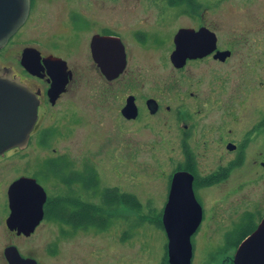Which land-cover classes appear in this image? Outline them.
Wrapping results in <instances>:
<instances>
[{
	"label": "flooded vegetation",
	"instance_id": "1",
	"mask_svg": "<svg viewBox=\"0 0 264 264\" xmlns=\"http://www.w3.org/2000/svg\"><path fill=\"white\" fill-rule=\"evenodd\" d=\"M38 2L40 3L39 0H30L27 19L9 36L4 47L0 48V67L10 70L12 76L25 84L39 100L37 119L29 133L26 147H13L0 154V253H3L5 264H8V261L4 252L8 247H15L23 258H32L36 264H43L42 260L32 253V246H23L22 242L26 243L30 238L33 239L45 221L58 224V237L87 229L72 228L55 217H49L46 213V204L51 199L58 204L61 198L69 193L81 203L91 202L93 197L97 198L96 200L100 199L98 186L86 189L84 183L77 178L79 173L85 176L91 167L78 170L74 160H68L62 154L45 156L38 151L29 153V146L35 134L37 140L43 142L54 132L49 126L37 129L39 121L45 120L47 112L66 94H71L69 105L71 107L76 105L80 97L76 88L81 81L86 85L88 99H93L96 103L107 100L114 102L115 107L112 109L119 129L121 124L130 122L138 124V131H141V134L149 133L152 137L158 135L157 137L161 138L166 135L167 141L177 142L182 160L172 159L175 167L168 178L165 203L171 191L173 175L177 172L190 174L192 193L201 207L200 221L190 234L192 247L190 264L201 243L219 240L218 246L209 254L232 253L230 262L224 260L225 263L221 264H234L233 257L240 243L263 221L264 205L258 207L254 204L253 210L246 209L225 225L221 219L223 214L220 213V216L216 217L217 212L212 208L211 218L207 219L206 226H202L204 208L201 199L205 198L208 202L205 194L207 190H214V193L216 191L219 195L224 189L228 191L232 187L242 188L251 176L250 182L254 181L252 175L254 172L259 171L260 175H264V79L255 91L254 86H248L249 74L243 73L240 83L235 85V90H239L240 94L236 90L237 96L229 97L227 93L231 92V85H228L229 80L227 82L226 77L222 75L231 69L233 60L238 61L237 65L244 64L247 68L249 62L247 59L254 58H249L243 50H248V46H252L256 39L246 36L221 38L217 28L206 21L205 12L209 5L204 4L203 0H193V3L189 4L146 6L145 8H152L155 12L151 23L144 20L126 22L123 12H120L121 15L116 22L111 23L107 16H89V19H81L78 14H71L68 17L70 30L61 32L58 36L46 30L40 34L43 35L42 39L26 42L36 36L33 30L28 28V24L34 16ZM169 12L172 16L168 14ZM169 16L170 18L183 16L186 22L183 21L173 28L170 26L172 20L168 19ZM181 29L192 30L193 33L200 29L208 32H204L205 35L198 38L201 39V44H197V39L182 42L177 40L176 36ZM99 37L108 39L112 45L101 44L105 39ZM14 42L20 43L19 49L12 57L8 55L10 59L6 62L1 53ZM27 48L23 58V52ZM152 48L159 52L157 59L161 67L166 69V80L162 84H151L155 71L149 69L148 64L142 65L139 70L134 69L126 77L129 72L128 66L137 58V52L142 50L145 52ZM96 49L101 51L103 58L108 61H115V57L119 59L124 57L125 66L122 71L112 78L105 75L95 59L98 52ZM262 49L255 54L256 57H261V60L250 63V68L252 65H259L264 69V48ZM153 66L150 65L151 68ZM156 66L155 64L154 68ZM121 78H124L122 84L110 85ZM90 82L94 83L88 84ZM52 84L53 86L57 84L56 90H52ZM57 88L62 89L57 92ZM233 104H237L236 108ZM210 109L214 110L213 116H205ZM72 115V124L77 125L76 106L72 110ZM145 130L147 132H144ZM61 162L67 164L66 173L74 174L75 177L69 187L62 182L60 170L52 168V164ZM22 178L34 179L45 192L42 217L28 233L19 230L17 225L10 227L8 222L14 205H17V201L21 200L24 193L20 189L9 190L15 181ZM237 179L240 181L237 182ZM46 182L53 186L62 184L63 188L57 186L58 192L52 194L46 187ZM114 188L121 192L117 186ZM95 189L98 193L94 196ZM39 200L38 197L35 198V202ZM262 201L264 203V199ZM19 207L21 208V205L17 206L16 210H19ZM77 216V214L74 216L75 221ZM162 216V212L146 214L139 219L138 226H141L145 217H148L146 218L148 221L158 219L161 232L166 237V243L160 252L161 264H169L168 240ZM212 221L215 224L219 223L218 226L221 227V230L215 231L218 232V240L209 238L207 234L208 230L211 232L215 230L210 226ZM10 224H13V221ZM56 251L57 241L54 240L48 245L47 252L54 254Z\"/></svg>",
	"mask_w": 264,
	"mask_h": 264
},
{
	"label": "rangeland",
	"instance_id": "2",
	"mask_svg": "<svg viewBox=\"0 0 264 264\" xmlns=\"http://www.w3.org/2000/svg\"><path fill=\"white\" fill-rule=\"evenodd\" d=\"M39 1L40 3L38 2L35 7L34 16L28 24V28L33 30L36 36L29 38L26 42L42 39L43 35L40 34L46 30L55 36L70 30L68 17L71 14H78L81 19H89V16H107L111 23L116 22L121 15L120 12H123L126 22L144 20L151 23L155 12L152 8L145 7L168 4V0ZM203 1L204 4L209 5L205 12L206 21L217 28L221 38L246 36L256 39L252 46H248V50H243L249 58H254L247 59L249 60L247 68L244 64L237 65L238 61L233 60L231 69L229 68L227 73H222L227 82L229 80L228 85H231V92L227 95L232 97L237 96V92L240 94L237 89L236 92L235 85L240 83L243 73L249 74L248 86H254L256 91L261 80L264 79V69L259 65H252L250 68L249 65L261 60V57H256L255 54L264 48V0ZM168 14L172 16L171 12ZM169 20H172L170 26L173 28L183 21L186 22L183 16ZM19 45L20 43L14 42L1 53L4 61H9L8 55L11 57L15 55ZM143 51L137 52V58L129 64L126 77L134 69L139 70L142 65L148 64L149 69L155 71L151 84H162L167 77L166 69L161 67L157 59L159 52L153 48ZM151 64L157 66L151 68ZM123 80L124 78H121L110 85L122 84ZM77 86L76 90L80 93V97L76 105L72 107L69 105L71 94H66L52 110L47 112L46 119L39 121L37 129L49 126L54 132L47 138L48 140L43 142L40 139L37 140L35 134L29 146V153L38 151L45 156L54 153L62 154L68 160H74L78 170L91 167L96 172L98 192L102 187L117 186L121 192L133 194L140 201L141 207L139 210H134L120 204L114 210H110L112 218L104 230L87 227L85 230L59 237L58 224L45 221L38 231L39 237L37 238V234L33 239L30 238V241L22 242V245H31L32 253L40 261L42 260L43 264H161L160 252L166 243V237L161 232L160 222L157 218L148 221L146 220L148 217H145L141 226L138 225L139 219L144 215L162 212L168 178L175 167L172 159L182 160L180 147L175 141L172 143L167 141L166 135L161 138L157 137L158 135L152 137L149 133L141 134V131H138V124L125 122L119 129L112 109L115 107L114 102L107 100L96 103L93 99L87 98L84 81ZM222 98L224 99V95ZM235 105L233 104L234 108H236ZM75 106L78 112L77 125L72 124V110ZM239 110L241 112V109ZM213 111L210 109L205 116H213ZM172 146H174L173 149ZM252 175L254 181L250 182L251 176L242 188L232 187L228 191L221 188L224 190L219 195L216 191L214 193V190H207L205 194L208 202L205 198L201 199L204 208V222L202 221L201 225L206 226L207 219L212 216V208L217 212L216 217L220 216V213L223 214L221 219L224 223H221L225 225L246 209L253 210L254 204L258 207L263 206L264 175H260L259 171ZM239 181L240 179H237V182ZM57 186L59 185L53 186L50 182H46V187L52 194L58 192V188H63L62 184L58 188ZM234 186L237 187V185ZM94 198L91 201L97 204L98 200ZM247 199L248 202L245 203ZM218 224L212 221L210 226L215 230L212 232L208 230L209 238L219 239L218 232H215L221 230ZM206 238L205 236V240ZM54 240L57 241V251L50 254L47 252V247ZM219 242L220 240L201 243L194 254L192 264H221L225 263L224 260L230 262L232 253L209 254ZM4 260L3 253H0V264H5ZM212 261L214 262L211 263Z\"/></svg>",
	"mask_w": 264,
	"mask_h": 264
},
{
	"label": "water",
	"instance_id": "3",
	"mask_svg": "<svg viewBox=\"0 0 264 264\" xmlns=\"http://www.w3.org/2000/svg\"><path fill=\"white\" fill-rule=\"evenodd\" d=\"M29 9L30 0H0V48L4 47L9 36L25 22ZM204 32L208 31L200 29L193 33L192 30L181 29L176 39L181 42L197 39V44H201V39L198 38L203 37ZM101 44L112 45V42L105 39ZM27 50L28 48L24 50L23 58ZM94 50L93 48V53ZM97 51L99 53L97 52L95 59L105 75L112 78L122 71L125 66L124 57L120 59L115 57V61H108L103 58L101 51ZM56 85L52 84V90H56ZM61 89L57 88V92ZM38 103L36 95L25 84L17 77H13L10 70L0 67V154L13 147H26L29 133L37 119ZM16 189L24 193L21 200L17 201V205H14L11 219L8 221L10 223L13 221V224L9 223V226L17 225L19 230L28 233L42 217L45 192L34 179L30 178L15 181L9 191ZM36 197L40 199L39 202H35ZM20 205L22 209L19 207V210H16ZM162 213L168 240L169 264H190L192 256L190 234L201 218V207L194 199L190 174L177 172L173 175L171 191ZM4 255L8 264H36L32 258L21 257L15 247H8ZM233 263L264 264V219L256 230L240 243L234 254Z\"/></svg>",
	"mask_w": 264,
	"mask_h": 264
},
{
	"label": "trees",
	"instance_id": "4",
	"mask_svg": "<svg viewBox=\"0 0 264 264\" xmlns=\"http://www.w3.org/2000/svg\"><path fill=\"white\" fill-rule=\"evenodd\" d=\"M193 0H168V4H189ZM46 140V139H45ZM52 168L60 170L62 182L69 187V184L75 179L74 174L66 173L67 164L65 162L54 163ZM78 181H82L86 189L96 188L97 177L94 169L90 168L84 176L82 173L77 174ZM97 190L95 189L94 192ZM100 199L95 202H80L72 195V193L64 195L57 204L54 199H51L46 204V213L49 217H55L61 220L62 223L71 225L72 228L80 227H95L96 229L104 230L110 223L112 215L110 210H114L118 205H123L127 208L139 210L141 207L140 201L130 193L119 192L114 187H103L100 191ZM101 209V210H100ZM77 221H75V215Z\"/></svg>",
	"mask_w": 264,
	"mask_h": 264
}]
</instances>
